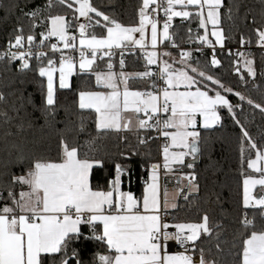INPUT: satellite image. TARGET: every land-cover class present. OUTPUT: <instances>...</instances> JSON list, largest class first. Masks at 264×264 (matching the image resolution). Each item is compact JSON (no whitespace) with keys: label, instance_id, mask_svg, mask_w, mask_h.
<instances>
[{"label":"snow or ice","instance_id":"1","mask_svg":"<svg viewBox=\"0 0 264 264\" xmlns=\"http://www.w3.org/2000/svg\"><path fill=\"white\" fill-rule=\"evenodd\" d=\"M57 3L71 11L72 20L66 19L67 14L49 13L40 21L45 25V31L40 33V45L55 38L57 43H52L50 50L54 54L61 52L58 68L51 58L47 60V67L39 68V76L47 80L43 95L45 118H55L54 73H59V88L68 89L71 87L69 78L77 74L78 63L80 75L94 76L96 90H80L77 107L81 112L95 114L98 135L86 142L89 150L82 153L80 145L61 134L55 156L21 154L16 162L26 165L22 174L4 173L0 188V200L5 201L0 207V264H86L80 251L74 247L83 235L81 225H87L90 232L85 239L99 242L106 249L103 254L95 253L89 264H226L219 258L224 253L221 245L226 243L219 231L223 225L212 222L207 212L194 222H178L175 216L166 219L171 215L169 209L179 207L178 197L183 195L187 201L193 192L199 190L196 175L179 176L176 190L170 194L165 188L161 199V165L151 164L147 180L143 182L142 197H137L131 191L122 190V177L127 174V169L119 163L115 165V176L108 180L106 189L94 188L91 183L93 169L102 167L103 160L90 154L95 150V142L100 135L135 133L141 145L147 144L149 139L163 138L160 155L165 175L179 171L173 165L192 169L200 151L201 133L198 128L210 129L216 125L221 120L218 114L221 108L226 109L240 127L242 165L245 152H255L254 159H247V168L261 174L258 179L251 176L243 179L242 195L243 209H259L261 222L257 224L255 214L249 218L248 213H244L239 220V233L231 242L235 252L230 264H264V195L256 197L252 194L257 185L264 187V145H259L240 124L234 114L236 106L222 93L235 95L242 102L246 98L226 88L209 72L191 66L190 52L181 51L179 63L182 67L174 69L155 51L158 43L164 41H172L171 46L177 47L169 32L174 17L184 20L195 17L204 30V34L196 38V43L212 48L211 66H220L215 49L226 46V35L221 27L222 0H166V6L158 0H142L139 22L132 26L105 14L91 0H57ZM151 5H155L151 7L152 13L164 11L166 20L162 30L158 29L156 20L149 18ZM52 6L49 0L46 8ZM176 6L180 10H175ZM189 8L191 11L187 10ZM39 14L40 10L25 13L33 21L30 29L37 27L34 21ZM81 18L86 23L80 22ZM209 25L214 43L209 38ZM148 27L151 30V51L146 37ZM72 28L78 35L69 33ZM97 28L102 30L99 35L95 31ZM254 31L256 45L264 49V21ZM25 40L29 46L27 50H24ZM34 40L31 30L25 36L22 26L16 28L14 42L10 39L8 51L0 55V59L19 61L20 71L29 69L33 55L37 60L46 56L43 51L33 54L31 45ZM239 42L241 46L252 43L251 39L245 40L243 36ZM132 48L141 49L146 61L144 71H124L125 49ZM63 50L78 53V62L72 56L64 55ZM115 50H120L121 71H113L111 62L107 64V71H97L94 68L96 60L107 56L110 61ZM228 54L232 55L230 51ZM237 55L242 61L237 71L243 67L247 75L254 78L253 60L244 52ZM154 64L158 68L156 72L148 67ZM240 79L243 81L244 77L241 75ZM137 80L150 81L147 84L149 90H132L130 81ZM157 81H162V84ZM4 100L0 94V101ZM247 103L264 113V105L255 104L250 99ZM79 130L84 131L83 121ZM142 132L145 135H141ZM152 132L157 135L152 137ZM121 139L127 140V136ZM187 157L191 160L186 162ZM182 181H187V184H182ZM17 186L20 188L18 192ZM169 241H174L179 250L170 254Z\"/></svg>","mask_w":264,"mask_h":264},{"label":"trees","instance_id":"2","mask_svg":"<svg viewBox=\"0 0 264 264\" xmlns=\"http://www.w3.org/2000/svg\"><path fill=\"white\" fill-rule=\"evenodd\" d=\"M51 2L53 6L46 8L49 0H0V47L7 46L10 39L14 42V30L21 26L25 36L31 30L37 41L40 33L45 31V25H41L40 21L49 13L67 14L66 19L72 20L68 8L59 5L57 0ZM91 2L126 26L139 22L138 12L142 0H91ZM36 10H40L34 21L37 27L30 29L33 21L25 13ZM220 11L221 27L226 35L225 48L238 45L241 36L245 40L251 39L253 47L257 46L254 29L264 21V0H222ZM172 24L169 32L180 47L193 37L194 32H199L198 19L195 17L186 21L175 19ZM95 31L99 35L102 30L97 28ZM175 55L179 56L177 53ZM246 57L253 60L256 73L254 78L248 76L243 67L237 71V66L241 65L242 61L224 50L216 51V58L221 62L218 67L211 66V59L207 53L202 55L191 53L189 63L209 72L226 88H231L233 92H238L246 98L242 102L235 95L222 93L236 106L234 114L240 124L259 145H264V113L247 103L250 99L255 104L264 105V54L256 48ZM29 64V69L20 71V66L0 60V94L5 97L4 101H0V188L3 186L6 171L17 175L24 171L26 165H19L16 162L21 154L55 156L61 134H66L71 142L80 145L83 153L89 150L86 142L98 135L94 123L95 114L90 111L81 112L77 107L80 90H95L93 76L77 73L71 77L70 88L56 87L55 118L46 119L43 95L46 93L47 82L46 78L39 76V68L47 66L46 60L41 63L32 61ZM125 66L135 72L143 71L141 59L135 60L131 55L127 56ZM241 75L244 77L243 81L240 79ZM218 114L221 120L217 126L200 132L197 163L192 169L186 170L197 176L199 190L191 194L187 201L184 198L179 199V207L171 212L170 216H175L178 222H194L207 212L212 222L223 225L219 231L226 243L221 245L224 253L219 258L230 264L235 252L231 242L239 233V220L243 218L244 213L247 212L250 218L255 214L257 224L261 222L259 209L245 210L242 206L243 179L258 174L250 171L246 162L249 157L254 158L255 152L246 151L245 162L243 165L241 163L242 135L239 125L226 109H219ZM81 121L84 123L83 132L79 130ZM141 135L145 133L142 132ZM150 135L156 136L155 132ZM123 136H127V140L121 139ZM244 146L247 149L246 143ZM90 154L103 160L102 167L93 169L91 183L94 188L106 189L108 180L115 176V165L119 163L127 169V174L122 177L125 182L123 188L129 183L130 190L137 197H141L143 186L141 180L148 176L145 170H148L151 164L159 162L157 140L149 139L147 144L141 145L135 133L127 132L100 135L96 139L95 150ZM16 190L17 192L20 190L19 186ZM6 195L5 191L4 196ZM4 203V200H0V207ZM81 232L83 235L74 247L80 251L86 264H89L95 253L103 254L106 249L99 242L84 238L89 236L86 225H81Z\"/></svg>","mask_w":264,"mask_h":264},{"label":"built area","instance_id":"3","mask_svg":"<svg viewBox=\"0 0 264 264\" xmlns=\"http://www.w3.org/2000/svg\"><path fill=\"white\" fill-rule=\"evenodd\" d=\"M158 2L163 4L164 6H166V0H158ZM151 7H155V5H151L149 10H148L149 18L156 20L158 22V29L162 30L163 24H164V22L166 20V16L164 14V11L161 9V10L158 11V13H152L151 12ZM172 22L173 21L170 22L171 26L169 28V31L172 28V25H173ZM82 23H86V21H83ZM69 33L73 34V35H78V33L75 31L74 28L70 29ZM199 35H203V34L201 32H194L193 37L190 40H188L184 46H181V47L178 46L174 40L173 41L175 42L177 47H172L171 46L172 45V41H164L163 43H158V46L155 49V51L157 52L158 56H160V58L162 57L161 56L162 53H169V54L177 53L180 56L181 51H188L190 53H196L198 55H202V54L207 53L208 56L210 57V59H212L213 49L209 48V47H204L203 45H200V44L196 43V38ZM52 43H57L55 38H52V39H50L48 41H45L44 45H42V46L40 45V38L37 41L34 40V43L31 45V49H32L33 54H35L37 51H43V52L46 53V56L42 60H37L35 58V56L33 55V57L29 60V63L32 62V61L36 62V63H41V62L46 60V65H47V60L49 58H51V59H53L55 61L56 67L58 68L59 61H60V58H61V52H57L55 54L52 53L51 50H50V45ZM59 46L62 48V45H59ZM28 47L29 46L27 44V41L25 40L24 50H27ZM256 48L261 50L263 52V54H264V49H261L258 46L253 47L252 45H249L248 43H245V45H243V46H241L240 43H239L236 46L227 47V48H224V49L216 48L215 49V53L218 50H224L228 54L229 51H230L232 53V56H234L236 59H240L239 56L237 55L238 52H244L245 56H248L249 53L253 49H256ZM6 51H8V45L5 46V47H0V55L5 53ZM11 51H16V49H12ZM129 53H135V54H129ZM63 54L66 55V56H72L73 58H75L77 60V62L79 60V55L76 52H72L70 50H63ZM128 55H131L132 57H134L135 60L143 58V56L141 55V50H137V49H133V48L132 49H125V54L123 56V59L126 60ZM112 59H118V60L121 59L120 50H115V54L111 57V60ZM0 60L9 62L6 58L5 59H0ZM104 60H109V58L107 56H105L103 59L98 58L96 60V63H99V62L104 61ZM9 63L16 64V65L20 66V62L16 61V60H13V61H11ZM77 65H78V63H77ZM152 71H154V72L158 71L157 65H155L152 68ZM157 83L158 84H162V81H157ZM148 90L149 89L147 88V89H145L143 91H148ZM155 134L157 135V133H155ZM162 141H163L162 137L157 140L159 156H160V146H161ZM145 171H147V173H148V170H145ZM188 174H194V173L190 172V173H186L185 175H188ZM145 180H147V178H143L141 180V183H143ZM166 219L170 220L171 216L166 217ZM87 231H88L87 234L90 235L88 226H87ZM170 231H174V229H170ZM168 246H169V249H170L171 253H174V252L179 250L178 246L175 244L174 241H169Z\"/></svg>","mask_w":264,"mask_h":264},{"label":"crops","instance_id":"4","mask_svg":"<svg viewBox=\"0 0 264 264\" xmlns=\"http://www.w3.org/2000/svg\"><path fill=\"white\" fill-rule=\"evenodd\" d=\"M177 7V9L178 10H180V7L179 6H176ZM187 10H190V8L189 9H187ZM191 11V10H190ZM205 15H206V13H205ZM175 19H178V20H182V21H186V20H184V19H182V18H179V17H174L173 18V20H175ZM172 20V21H173ZM81 21V20H80ZM197 29H198V31L199 32H201L202 34H204V30L203 29H201L200 27H199V20H198V26H197ZM211 26L209 25V38L210 39H213V43H214V38H212L211 37ZM150 36H151V30H150V27H148L147 29H146V37H147V39H148V42H149V47H151V45H150ZM136 38H139V34H136ZM77 44H78V41H77ZM134 49V48H133ZM137 49V48H136ZM148 50L149 51H151L152 49L151 48H148ZM162 57H163V60H165V61H167L168 63H170V64H172V66H173V68L174 69H179V68H181V65H180V63H179V61H177V60H175L177 57H179V60H180V56H177V55H175V54H170V55H163V53H162V55H161ZM161 57V58H162ZM175 58V59H174ZM141 61H142V65H143V71L145 70V66H146V61L142 58L141 59ZM174 61H175V63H174ZM109 62H111V63H113V65H114V67H113V71H115V72H119V71H121V69H120V62L116 59V60H112V61H109V60H104V61H102V62H100V63H96L95 62V64H94V68L97 70V71H107V64L109 63ZM155 65H151V66H148L149 68H150V70H152V68L154 67ZM47 67V66H46ZM124 71L125 72H128V73H134L135 71H132V70H130V69H128L126 66H125V68H124ZM76 73H79V68H78V66H77V69H76ZM55 76H56V78H55V84H56V87H57V81H58V72H56L55 73ZM72 77V76H71ZM71 77L69 78V81L71 82ZM93 79H94V87H95V78H94V76H93ZM46 82H47V80H46ZM148 83H150V81H139V80H137V81H130V88L132 89V90H140V91H143V90H145V89H147V84ZM96 90V89H95ZM181 91H183L184 89L183 88H181L180 89ZM194 90V89H193ZM219 123V122H218ZM217 123V124H218ZM217 124L216 125H214L212 128H210V129H203V128H198V130H199V132H201V131H205V130H211V129H213L214 127H216L217 126ZM191 160V157H187L186 158V162L187 161H190ZM158 164H160L161 165V169H160V173H159V182H160V186H161V199H163V191H164V189L165 188H167V190H168V192L170 193V194H172L175 190H176V188H177V178L179 177V176H181V175H185L186 173H190V172H186V170H188L189 168H187V167H182V166H176V165H173V168L174 169H176V168H179V171H173V172H171L170 174H168V175H165L164 174V172H163V168H162V164H163V160H162V157H161V155L159 156V162H158ZM255 173V172H254ZM148 177V176H147ZM124 181L122 180V185H121V187H122V190L123 191H131L130 190V186H129V183H127V184H125V187L123 188V186H124ZM182 184H184V185H186L187 184V181H182ZM143 186H144V184H143ZM143 186H142V189H141V197H142V192H143ZM184 191H185V193H187V188L185 187V189H184ZM132 192V191H131ZM256 192H258L257 193V196L256 197H259V196H261L262 195V191L260 190V189H258ZM133 193V192H132ZM193 193H195V192H193ZM192 193V194H193ZM183 198V195H181L180 197H178L177 198V203L179 202V199H182ZM176 209H169V212L171 213V212H173V211H175ZM168 251H169V253L171 254V251H170V249H169V246H168Z\"/></svg>","mask_w":264,"mask_h":264},{"label":"rangeland","instance_id":"5","mask_svg":"<svg viewBox=\"0 0 264 264\" xmlns=\"http://www.w3.org/2000/svg\"><path fill=\"white\" fill-rule=\"evenodd\" d=\"M175 10H178L177 9V7H175ZM83 21H85L83 18H81V21L80 22H83ZM163 43V42H162ZM158 46V45H157ZM148 48H151V47H148ZM216 48H220L219 46H217ZM134 49H136V48H134ZM137 50H141L140 48H137ZM162 59H163V57H162ZM175 59V58H174ZM178 59V60H177ZM112 60H115V59H112ZM112 60H110V61H112ZM175 60H177V61H179V57H177ZM102 62V61H101ZM155 65V64H154ZM181 65V64H180ZM78 66V65H77ZM181 67H182V65H181ZM55 78H56V76H55V73H54V80H55ZM57 88H59V73H58V81H57ZM60 89V88H59ZM254 158H255V156H254ZM253 158V159H254ZM250 171H252L251 169H249ZM253 172V171H252ZM256 174H258V175H256V176H251V177H253V178H260V173L259 172H255ZM258 189H260L261 191H262V195H264V187H262V186H260V185H257L255 188H253L252 189V194L254 195V196H257V193L258 192H256ZM242 195H243V184H242Z\"/></svg>","mask_w":264,"mask_h":264},{"label":"water","instance_id":"6","mask_svg":"<svg viewBox=\"0 0 264 264\" xmlns=\"http://www.w3.org/2000/svg\"><path fill=\"white\" fill-rule=\"evenodd\" d=\"M197 157H198V156H197ZM197 160H198V159H196V160H195L194 164H196V163H197Z\"/></svg>","mask_w":264,"mask_h":264}]
</instances>
